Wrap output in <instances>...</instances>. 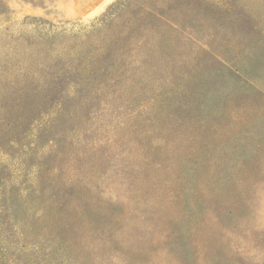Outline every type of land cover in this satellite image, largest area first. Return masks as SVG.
<instances>
[{
  "label": "rangeland",
  "instance_id": "rangeland-1",
  "mask_svg": "<svg viewBox=\"0 0 264 264\" xmlns=\"http://www.w3.org/2000/svg\"><path fill=\"white\" fill-rule=\"evenodd\" d=\"M5 2L0 264H264V0Z\"/></svg>",
  "mask_w": 264,
  "mask_h": 264
},
{
  "label": "trees",
  "instance_id": "trees-1",
  "mask_svg": "<svg viewBox=\"0 0 264 264\" xmlns=\"http://www.w3.org/2000/svg\"><path fill=\"white\" fill-rule=\"evenodd\" d=\"M28 1L34 3L35 1H43V0H28ZM0 6H1V8H6V2H5V0H1V2H0ZM38 53H39L40 55H44V51H43V49H40V50L38 51Z\"/></svg>",
  "mask_w": 264,
  "mask_h": 264
}]
</instances>
